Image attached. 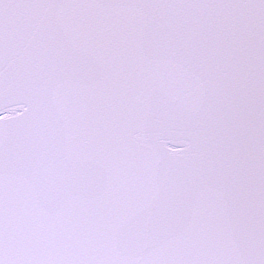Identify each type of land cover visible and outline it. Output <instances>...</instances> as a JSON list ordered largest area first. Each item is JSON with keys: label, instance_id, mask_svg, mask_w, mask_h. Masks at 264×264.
I'll return each instance as SVG.
<instances>
[{"label": "snow or ice", "instance_id": "1", "mask_svg": "<svg viewBox=\"0 0 264 264\" xmlns=\"http://www.w3.org/2000/svg\"><path fill=\"white\" fill-rule=\"evenodd\" d=\"M0 264H264V0H0Z\"/></svg>", "mask_w": 264, "mask_h": 264}]
</instances>
